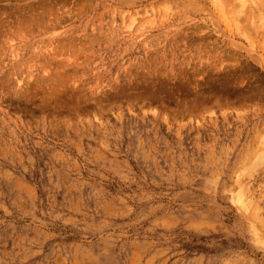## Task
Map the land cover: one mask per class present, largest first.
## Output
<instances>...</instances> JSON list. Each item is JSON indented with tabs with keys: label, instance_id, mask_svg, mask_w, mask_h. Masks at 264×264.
Returning a JSON list of instances; mask_svg holds the SVG:
<instances>
[{
	"label": "rangeland",
	"instance_id": "1",
	"mask_svg": "<svg viewBox=\"0 0 264 264\" xmlns=\"http://www.w3.org/2000/svg\"><path fill=\"white\" fill-rule=\"evenodd\" d=\"M244 1L0 0V264H264Z\"/></svg>",
	"mask_w": 264,
	"mask_h": 264
},
{
	"label": "bare ground",
	"instance_id": "2",
	"mask_svg": "<svg viewBox=\"0 0 264 264\" xmlns=\"http://www.w3.org/2000/svg\"><path fill=\"white\" fill-rule=\"evenodd\" d=\"M218 1H219V0H218ZM238 1H239V4H238V10H239V13H240V12H242L243 9L245 8V4H246L245 2H246V1H244V0H243V1H242V0H238ZM253 1H254V0H253ZM253 1H252V2H253ZM256 1H257V0H256ZM256 1H255V2H256ZM217 3H218V2H217ZM219 3H220V2H219ZM233 3H234V2H233ZM237 3H238V2H237ZM247 3H248V0H247ZM221 5H222V4H221ZM236 5H237V4H236ZM250 5H251V4H250ZM252 5H253V4H252ZM247 6H248V5H247ZM234 10H237V9L234 8ZM234 10H233V11H234ZM260 12H261V11H260ZM236 13H237V12H236ZM234 14H235V12H234ZM234 14H233V15H234ZM238 15H240V14H238ZM263 23H264V22H263ZM261 25H264V24H261ZM262 27H263V26H262Z\"/></svg>",
	"mask_w": 264,
	"mask_h": 264
}]
</instances>
